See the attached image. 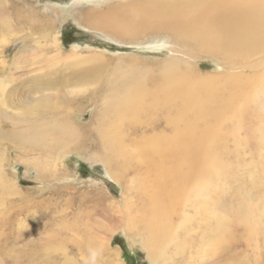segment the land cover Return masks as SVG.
I'll return each mask as SVG.
<instances>
[{"label": "rangeland", "instance_id": "374dc122", "mask_svg": "<svg viewBox=\"0 0 264 264\" xmlns=\"http://www.w3.org/2000/svg\"><path fill=\"white\" fill-rule=\"evenodd\" d=\"M126 1L0 0L7 3L3 19L11 26L5 29L0 22V77L12 81L8 87L17 85L14 98L21 101L29 76L55 53L44 26H51L61 54L103 58L104 82L140 75L149 86L163 66L174 62L196 79L212 76L215 96L204 102V115L191 108L181 115L178 98L139 114L142 122L156 118V128L169 135L174 123L190 124L196 135L209 138L214 166L202 184L208 189L171 216L180 248L170 243L159 255L144 245L146 207L135 179L143 180V168H107L97 146L85 140L69 143L73 148H65L66 154L48 147L25 152L12 133L31 129L42 116L36 108L16 116V109L7 107L9 117L0 118L5 135L0 137V264H264V79L256 82L264 72V50L230 56L159 25L135 23L129 35L115 36L90 22L91 12L106 13ZM11 29L14 35L2 41ZM62 93L64 99L55 95L52 102L64 114L79 102L71 104ZM103 93L66 115L86 129L94 124ZM114 171L122 172L114 176Z\"/></svg>", "mask_w": 264, "mask_h": 264}, {"label": "bare ground", "instance_id": "6f19581e", "mask_svg": "<svg viewBox=\"0 0 264 264\" xmlns=\"http://www.w3.org/2000/svg\"><path fill=\"white\" fill-rule=\"evenodd\" d=\"M4 4L7 3L0 5V22L6 29L11 26L8 20L3 19ZM90 15L94 19V22L90 20L93 25L105 28L115 36L129 35L135 23L159 25L172 30L173 36H187L205 48L232 53L230 56L264 50V0H153L149 3L128 0L111 5L106 13L91 12ZM32 27H29V35ZM42 30H47L46 36L55 53L44 61L41 71L36 70L29 76L26 89L21 90L25 95L21 101L14 98L19 93L17 85L8 87L12 81L6 82L4 77H0V118L9 117L5 111L7 107L16 109V116L26 114L30 108H36L37 116H42L36 119L31 129L12 133L19 149L28 152V148L39 150L48 147L66 154L67 149L73 148L68 147L69 143L85 140L88 145L97 146L100 161L107 168L110 164L121 170L143 168V180L140 181L137 175L135 179L140 203L146 207L145 220H141L144 245L149 253L159 255L170 243L180 248L174 237L171 216L184 201L201 196L208 189L202 184L214 166L208 149L209 138L196 135L190 124L180 128L174 123L169 135L164 129L156 128L159 126L156 118L142 122L139 114L147 107L154 108L178 98L180 108L177 110L181 115L189 108L204 115V102L215 96L212 76L196 79L174 62L163 66L159 77L151 80L149 86L140 75L113 77L104 82L101 79L104 75L102 67L106 64L103 58L98 54L82 58L73 54L63 55L58 50L55 36H51V26H44ZM13 35L12 29L6 30L2 41L8 43ZM262 75L264 72L256 77V82L264 79ZM89 89L88 94L86 91ZM102 90L106 94L100 95L99 110L96 115L93 113L91 122L94 124L89 122L83 129V124L66 115L68 111H80L82 103L95 101L93 95ZM62 91L70 96L71 104L79 102L64 114H61L62 108H56L52 102L55 95L64 99ZM76 92L82 96L77 98ZM224 98L225 95L221 96L219 103ZM127 116L129 121L126 123L123 119ZM138 125L140 127H136ZM0 137L5 135L0 132ZM167 158L170 159L169 164H166ZM119 172L122 171L112 174L121 175ZM181 223L183 226V221ZM125 224L126 227L133 225L132 219H126Z\"/></svg>", "mask_w": 264, "mask_h": 264}, {"label": "trees", "instance_id": "16d2710c", "mask_svg": "<svg viewBox=\"0 0 264 264\" xmlns=\"http://www.w3.org/2000/svg\"><path fill=\"white\" fill-rule=\"evenodd\" d=\"M68 37V36H67ZM67 39V38H66Z\"/></svg>", "mask_w": 264, "mask_h": 264}]
</instances>
